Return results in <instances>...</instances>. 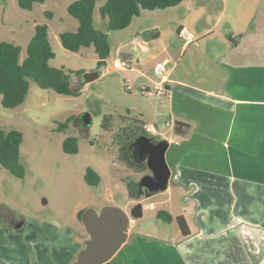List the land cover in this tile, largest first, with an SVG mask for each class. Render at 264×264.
<instances>
[{
    "label": "crops",
    "instance_id": "0c3cea01",
    "mask_svg": "<svg viewBox=\"0 0 264 264\" xmlns=\"http://www.w3.org/2000/svg\"><path fill=\"white\" fill-rule=\"evenodd\" d=\"M229 1L220 29L227 7L218 11L212 1L197 0L181 17L170 12L166 32L158 27L149 40L133 30L115 49L114 59L129 60L142 87L166 90L158 117L165 116L168 129L155 127L168 143L170 176L166 189L153 194L167 197L171 222L183 217L189 235L177 224L162 237L159 221L140 225L144 209L155 206H142L133 220L130 208L141 202L132 201L123 210L127 240L104 264H264V0ZM161 61H167L164 78L154 74L153 82L132 67ZM175 123L189 128L175 131ZM139 193L154 196L145 188ZM78 213L63 225L28 218L13 224L0 213V264H75L89 241Z\"/></svg>",
    "mask_w": 264,
    "mask_h": 264
},
{
    "label": "rangeland",
    "instance_id": "374dc122",
    "mask_svg": "<svg viewBox=\"0 0 264 264\" xmlns=\"http://www.w3.org/2000/svg\"><path fill=\"white\" fill-rule=\"evenodd\" d=\"M75 1L78 0H44L31 10H24L18 6L17 0H0V41L18 46L21 50L20 61L26 58L27 45L35 33V26L46 25L49 44L54 53V58L49 61L51 67L81 73L98 69L100 74L97 79L86 84L77 96H62L41 89L32 80H29L24 102L15 108H4L0 95V129L21 133L20 158L25 171L23 178H16L0 166L2 219L6 221L7 216H13L17 220L28 218L53 223L57 219L63 225L73 219L77 210L86 213L90 209L98 211L104 205H113L127 211L130 202L139 201L143 207L150 203L155 206L154 210L144 209V219L140 225L159 221L163 227L159 230V236H165L176 226L175 220L166 222L157 218L158 212L170 211L167 197L153 194V197L146 198L143 193L138 194V186L144 175L150 172L133 173L119 164L111 136L124 125V121L133 118L151 123L161 131L168 129L165 116L158 117L166 102L163 96L143 95V79L138 72L115 69L113 59L117 52L115 49L123 44L127 33L136 30L142 38L150 40L156 34V28L167 31L171 11L181 17L182 8L187 5L190 7L197 0H183L172 9L142 10L128 30L108 32L113 50L100 68H97L98 57L92 47L73 53L65 50L59 41L60 33L74 32L78 27L77 20L67 12L68 6ZM105 1L95 0L92 16L93 27L100 32H106L107 28V19L100 15V8ZM210 2L218 11L227 7L226 16L218 26L220 29L225 25L233 3L229 0ZM238 4L245 5L246 0H239ZM170 40L177 44L183 43L176 35H172ZM187 56L188 53L181 58V65L186 62ZM119 58L124 60L122 56ZM133 66L138 71L143 70L152 82L157 80L152 65L145 68L147 72L136 64ZM78 80L80 85L81 80L77 76L72 77L73 88L78 86ZM105 116L113 117L109 131L101 128ZM70 117L72 120L68 128L58 130V125ZM68 137L77 139L76 154L63 151V141ZM149 138L160 141L163 136L150 135ZM142 152L141 142L130 148L131 157L136 162L142 161ZM88 168L99 177L95 186L88 185L84 180ZM135 230H138V226Z\"/></svg>",
    "mask_w": 264,
    "mask_h": 264
},
{
    "label": "trees",
    "instance_id": "16d2710c",
    "mask_svg": "<svg viewBox=\"0 0 264 264\" xmlns=\"http://www.w3.org/2000/svg\"><path fill=\"white\" fill-rule=\"evenodd\" d=\"M5 1V0H3ZM44 0H17L21 9L31 10L35 4H41ZM183 0H106L100 8V15L107 19L106 32H100L93 27V10L95 0H78L71 3L68 14L77 20L78 27L74 32H62L59 41L65 50L76 53L82 48L92 47L98 57L97 68L105 64L110 56L111 49L108 40V32L124 30L129 26L132 19L137 17L142 10L153 11L172 8ZM50 16V14H48ZM20 48L9 42L0 41V95L1 104L4 108L12 109L21 105L28 92L29 80H32L39 88L51 90L62 96H77L71 89L72 77L79 76L81 72L65 71L62 68H54L49 61L54 58L48 40L46 25H36L35 33L27 45V55L22 61L19 60ZM112 116H105L101 128L109 131ZM123 119V118H122ZM72 117L65 123L58 125V130L68 128ZM128 120V119H127ZM137 118L124 121L111 136L113 145L116 147V161L133 173L147 171L145 162H136L130 154L131 144L139 137H150L145 132L146 123ZM179 127L188 129L187 125L175 123L174 129ZM22 135L17 130L0 129V166L16 178H23L25 171L20 158V145ZM63 151L67 154H76L77 139L68 137L63 141ZM84 180L88 185L95 186L99 177L92 169H86ZM150 196V195H147ZM82 211L78 213L81 220ZM130 216L138 220L142 216V205L136 203L130 208ZM157 218L171 222V217L164 212H158ZM175 222L183 237L189 235L187 225L183 217H177Z\"/></svg>",
    "mask_w": 264,
    "mask_h": 264
},
{
    "label": "water",
    "instance_id": "95a60500",
    "mask_svg": "<svg viewBox=\"0 0 264 264\" xmlns=\"http://www.w3.org/2000/svg\"><path fill=\"white\" fill-rule=\"evenodd\" d=\"M99 76L98 69L81 73L77 76L81 80L80 85L78 80L76 88L71 86L72 91L79 93L86 84ZM138 142H141L143 147V158L139 162H145L150 172L144 175L141 185L138 186V194L141 188H145L151 194L165 190L170 176V170L165 162L168 143L165 140L153 141L149 137L142 136L137 138L130 148ZM81 222L89 235V241L75 264H104L127 240L129 217L119 207L105 206L98 212L90 209L82 213ZM21 224H16V227H20Z\"/></svg>",
    "mask_w": 264,
    "mask_h": 264
},
{
    "label": "built area",
    "instance_id": "2783aa9c",
    "mask_svg": "<svg viewBox=\"0 0 264 264\" xmlns=\"http://www.w3.org/2000/svg\"><path fill=\"white\" fill-rule=\"evenodd\" d=\"M180 37L187 39V34L184 32V30L179 31L178 34ZM167 61H161L157 62L153 66V72L156 76L160 77L161 79L164 78L165 75V65ZM114 68L117 70H123V69H129L131 67V63L129 60H122L120 58L114 59L113 61ZM141 93L145 96H162L166 93V90L162 86L154 87V88H142ZM144 130L146 133L150 135H158V131L156 127L152 124H146L144 126ZM148 209H154L153 205H149L147 207Z\"/></svg>",
    "mask_w": 264,
    "mask_h": 264
},
{
    "label": "flooded vegetation",
    "instance_id": "af4514ba",
    "mask_svg": "<svg viewBox=\"0 0 264 264\" xmlns=\"http://www.w3.org/2000/svg\"><path fill=\"white\" fill-rule=\"evenodd\" d=\"M6 221L8 222V223H15V218L13 217V216H7V219H6Z\"/></svg>",
    "mask_w": 264,
    "mask_h": 264
}]
</instances>
